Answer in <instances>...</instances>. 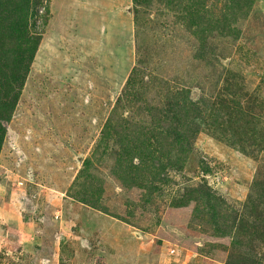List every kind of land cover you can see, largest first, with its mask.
<instances>
[{
  "label": "rangeland",
  "instance_id": "374dc122",
  "mask_svg": "<svg viewBox=\"0 0 264 264\" xmlns=\"http://www.w3.org/2000/svg\"><path fill=\"white\" fill-rule=\"evenodd\" d=\"M23 3L0 264H264V0Z\"/></svg>",
  "mask_w": 264,
  "mask_h": 264
},
{
  "label": "trees",
  "instance_id": "16d2710c",
  "mask_svg": "<svg viewBox=\"0 0 264 264\" xmlns=\"http://www.w3.org/2000/svg\"><path fill=\"white\" fill-rule=\"evenodd\" d=\"M7 1H11V5L7 6ZM18 0H0V52H4L5 45L13 48L14 44L12 40L17 42L18 45L23 39L32 38L29 37L25 32V17L26 10L25 4L21 6L15 4ZM23 32L24 38L20 35ZM17 35V36H16ZM33 43V44H32ZM30 46L16 48V53L4 55L0 53V146L2 143L3 136L5 134L6 124L10 119L13 105L15 104L20 88L25 80V70L19 73V62L22 61L28 53H33L37 41H33ZM7 51V50H6ZM5 51V52H6ZM30 56V54H29Z\"/></svg>",
  "mask_w": 264,
  "mask_h": 264
}]
</instances>
